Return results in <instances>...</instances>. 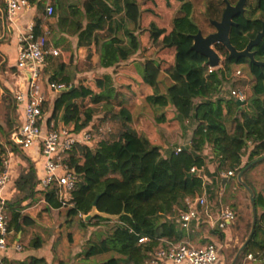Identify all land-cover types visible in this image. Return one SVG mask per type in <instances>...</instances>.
<instances>
[{"label": "trees", "instance_id": "trees-1", "mask_svg": "<svg viewBox=\"0 0 264 264\" xmlns=\"http://www.w3.org/2000/svg\"><path fill=\"white\" fill-rule=\"evenodd\" d=\"M27 1L36 5L41 14H46L43 3ZM174 1L177 6L168 27L160 28L150 23L146 29L152 45L161 52L170 51L172 61L146 60L140 67L139 75L141 83L149 87L150 92L144 96V102L153 112L155 123H165V110L173 108L178 122L194 125L188 143L179 147V153L175 154L176 149L170 148L162 153V148L152 145L148 138L129 125L131 114L118 101L119 95L110 76L94 81L100 91L98 93L83 84L74 85L69 77L59 78L60 72L48 80L64 86L50 107L44 105L48 122L67 125L72 133L86 129L100 116L106 118L110 115L124 124V129L117 136L99 140L93 147H77L67 159L76 175L70 206L64 208L67 218L72 221L77 217L81 229H86L91 221L85 223L82 217L91 211L97 197V210L117 217L114 220H93L96 226L110 224L106 226L107 230L101 231L102 237L98 241L86 242L87 248L83 251L85 260L100 254H111L110 258L97 264H144L158 247L189 243L191 232L177 222L178 212L186 208L187 200L204 192L215 196V190L226 183V179L221 177L222 172L236 168L237 175L255 160L264 158V98L239 107L230 91H226V86H235L231 84L234 66H241L250 79L251 93L264 97V66L257 67L247 59H230L226 49L217 44L214 49L221 58L220 67L208 73L206 58L191 49L193 36L198 32L207 36L216 31L212 22L221 20L225 3L223 0ZM227 1L235 5L238 0ZM247 2L254 4L246 7L243 15L234 18L237 26L232 27L230 32L231 44L239 51L256 37L264 22V0ZM50 6L54 17L55 6ZM69 12L72 19L70 26L78 34V47L89 50L86 61L91 62L98 54L101 67L110 68L129 60L140 50L137 31L140 29L141 11L137 0H85L80 8L69 6ZM84 18L86 23L82 26ZM58 20L60 27L68 22L61 15ZM41 22V18L35 20L36 36L41 32ZM47 48H51L50 44ZM252 51L256 61L264 64V39ZM46 62H52L51 54L46 56ZM59 70H62L61 66ZM162 76L169 80L165 89L162 88ZM115 102L120 104L117 113L113 112ZM230 125L231 129L228 128ZM8 126L11 130V120ZM249 146L252 149L247 162L243 163ZM207 147H211L212 160L204 153ZM4 156L5 150L0 146V172ZM25 162L27 166L14 183L18 193L7 203L6 209L8 228L18 232L33 224L29 217L21 214V210L25 201L34 200L38 185L34 165L26 159ZM209 163L216 164L213 174L207 170ZM261 164L264 160L242 175L244 183L253 192L257 215L254 233L236 264L247 261L249 255L252 256V263L264 264V196L257 193L247 179V175ZM193 169L211 177L209 187L203 177L188 176ZM45 200L48 207L61 208L50 193L45 194ZM249 208L251 211L250 203ZM237 220L234 214V220L226 227L232 229ZM251 227L252 212L243 244ZM211 233L224 244L225 233L219 224L213 227ZM140 238H147V241L139 243ZM32 246L38 248L40 243ZM237 251L238 248L235 253Z\"/></svg>", "mask_w": 264, "mask_h": 264}, {"label": "crops", "instance_id": "crops-1", "mask_svg": "<svg viewBox=\"0 0 264 264\" xmlns=\"http://www.w3.org/2000/svg\"><path fill=\"white\" fill-rule=\"evenodd\" d=\"M36 1L41 4L43 3L44 11H46L47 6L54 5L56 12L55 16L52 17L53 13L51 16H47L46 14L43 15L41 14V10H39L36 5H30V11L23 12L18 16L16 19V26L25 31L27 26L30 24H35V20L41 18L42 22L40 31L50 32L49 44L51 51L58 52L57 56H60L57 59L56 56L51 54L52 62L54 64L52 70L50 72L45 71V73L42 71V82L40 83V87L43 89L45 94V106L50 107L58 95V93L50 91L47 88L46 83L51 77L59 74V72L61 74L59 78L69 77L74 85H78L79 83H76L77 79L82 77L83 79H79L80 81H83L80 84L85 86L89 85V76L93 73H103V75H100L97 78L106 75L110 76L111 78L113 77L114 79H121L122 77L126 76L125 79L131 81L132 77L139 72L142 63L144 62H142V60L140 61L138 58H130L129 60L120 62L116 66L110 68L101 67L100 57L98 54L93 56L91 62L86 61L89 50L87 47H78V34H75L74 27L70 26L72 19L69 14V6H77L80 8L81 4L85 0ZM59 15H61L64 19L67 18L68 21L67 23L63 24L62 27L58 26ZM85 23L86 20L84 18L81 21L82 26H84ZM14 28L15 27L12 29L9 26V22L6 20L5 5L3 0H0V90L3 92L2 101L0 103V146L3 150H5L12 132L23 121L22 108L15 104L14 94L18 91L26 89L29 77L28 71L26 69L17 68L18 44L17 31ZM140 50H143L141 46ZM140 50L137 53H139ZM77 65L80 67L81 73L76 70ZM60 66L62 67L61 71L59 70ZM128 84H131V82ZM142 85L144 87L143 91L146 93L145 95H147L149 92V87L144 84ZM251 95L249 94L248 97ZM172 110L174 111L173 108ZM225 113L226 111L224 110V114ZM47 118L48 114L45 115V120L41 124L42 128L44 129L43 131H45ZM9 120H11L12 123L11 130L8 126ZM193 127L194 125L192 124L191 128ZM228 128L231 129V125L228 126ZM187 143L188 142H186L185 145ZM251 149L252 147L249 146L248 152L243 158V163L247 162V158ZM14 153L15 157L12 160V179L4 192V197L6 198L7 202H10L18 193L15 189L14 183L22 170L27 166L25 159L34 165L37 178L41 177L43 174L41 157L37 146L24 152L15 150ZM204 153L208 159L212 160L214 158L211 147H207ZM21 156L25 159L21 158ZM261 168H264V164L254 168L247 175V179L253 189H255L257 193H261L264 196V172L263 175L260 173L259 170H261ZM207 170L209 173L213 174L216 170V164H207ZM199 171V177H203L204 182L207 184V187H209L211 184V177H206L202 175L201 170ZM237 175H235L236 177L234 176L235 178H226L224 177V172H222L221 177L226 179V183L221 184L218 190H215L216 195H226L229 196V199L235 198V192H237L240 186H242L237 180ZM243 189L244 188H242V191L244 192ZM202 195H205L207 200L206 212H201L198 218L192 221L189 226L191 237L195 239L197 238L194 241L196 245H203V240H211L209 237L210 235H213L211 231L215 225V220L222 211L230 210L235 214V216H237V213L235 212L236 206L224 207L221 206V201H218L217 204L213 203L211 200L214 198V196H211V194L204 192ZM236 196L239 197L238 202L242 204L243 196L240 195V193L236 194ZM22 206L23 209L21 210V214L29 217L33 221V224L23 227L19 232L15 231L13 228L9 229V248L6 253L0 255V258L3 260V264H97L110 258V253L100 254L91 257L89 260H85L83 255V251L87 248L86 242L89 240L98 241V239L102 237L100 235L101 231L107 230L106 227L101 225H93L94 221L92 220L90 226H88L86 229H81L79 226V221L77 222L79 219L76 217L71 221L67 218L66 213L65 219L59 223H57L58 221H48L47 216L50 214L52 215L55 212L56 215L60 217L61 211H64L65 209H53L48 207L47 202L42 203L41 195L39 192H37V190L36 194L34 195V200L25 201ZM7 217L9 221L8 213ZM70 228L74 233L67 232L68 234L65 236V238L67 242L71 243V247H66L65 242H63L64 237L61 235V231ZM230 230L231 229L228 227L222 229V231L226 233L227 239L229 237L228 235H230ZM229 240L231 241V239ZM191 241L189 244L192 243ZM37 242L40 243V246L38 248L33 247L32 244H36ZM14 245L19 246L20 250H14ZM247 261L250 264H259L254 262L252 263L250 260Z\"/></svg>", "mask_w": 264, "mask_h": 264}, {"label": "built area", "instance_id": "built-area-1", "mask_svg": "<svg viewBox=\"0 0 264 264\" xmlns=\"http://www.w3.org/2000/svg\"><path fill=\"white\" fill-rule=\"evenodd\" d=\"M5 5L6 20L9 26L17 31L18 59L17 68L26 69L29 77L25 90L14 94V102L22 108L23 121L10 135L8 144L5 147V156L2 161L0 172V255L6 253L9 248L7 217V200L4 192L12 179V160L15 157V150L28 151L37 146L42 164V176L38 178L37 192L41 195V202L46 203L45 194L50 193L61 205V208L69 207L72 200V193L76 185L74 170L68 165L67 159L71 152L77 147L90 146L95 141L96 122L93 120L88 127L79 133H72L67 125L56 124L54 121H46L45 131L42 122L45 120L46 112L43 111L46 103L45 94L40 87L42 82V70L46 63V56L52 54L57 56L58 52L47 48L50 41V32L34 34L35 24L27 26L26 30L16 26V19L20 14L30 11V4L27 0H3ZM53 8L49 5L46 15L51 16ZM214 68L209 67L208 73ZM236 76H242L240 71ZM244 77V76H242ZM50 91L58 93L63 85L53 82L46 83ZM231 97L236 101L246 103L248 94L239 89L230 91ZM3 92L0 90V103ZM181 151L175 150V154ZM193 169L191 172H193ZM236 168H228L224 177H234ZM207 200L205 195L188 199L186 208L180 210L177 215L178 224L185 230L189 229L192 221L196 220L201 212H206ZM234 220V213L225 210L215 220L220 229L226 228ZM214 225V226H215ZM213 226V227H214ZM147 238H140L139 243H144ZM14 250H20L14 245ZM222 246L216 243H207L203 246H193L189 243H179L167 247H158L152 251L149 259L144 264H223L220 256ZM249 255L247 260H251ZM0 264L3 260L0 258Z\"/></svg>", "mask_w": 264, "mask_h": 264}, {"label": "rangeland", "instance_id": "rangeland-1", "mask_svg": "<svg viewBox=\"0 0 264 264\" xmlns=\"http://www.w3.org/2000/svg\"><path fill=\"white\" fill-rule=\"evenodd\" d=\"M137 1H138L139 9L141 11V16L139 21L140 29L137 31V34H138L140 46L143 50H140V52L134 55L131 59L138 58L140 59V61L142 60V62L149 59H155V60L164 59L166 63L171 62L172 61L171 52L170 51L161 52L158 48H155L148 38L146 29L148 28L150 23H154L156 26L160 28H167L171 14L173 10L176 8L177 3L174 0H137ZM253 4L254 2H251L250 4L247 2L246 7L248 8L250 5L253 6ZM130 27L132 28L133 26L130 25ZM58 57L60 56H56L57 59ZM53 65H54L53 62H50L48 64L46 62L42 71L50 72L52 70ZM76 70L79 73H81L80 67L78 65L76 66ZM237 71H240L242 76L244 77L236 76ZM245 72L246 71L244 70L243 67L234 66L233 73L231 74V84L234 83L235 86L234 87L229 86V88L228 86H226V91L239 89L245 91L248 95L249 94L251 95L252 93L249 87L250 79L246 75L247 72L246 73ZM100 75H103V73L91 74L88 80L89 85H86L96 93L100 91L95 87L94 81ZM125 77H122L121 79L118 78L114 79L112 77L111 79H112V85L119 95L118 101H121L123 107H125V109H127L131 114L132 122L129 125L132 128H134L140 135H143L146 138H148L152 145L162 148V153H164L165 149L167 148L170 149H177L179 147L182 148L185 145V143L188 142V139L190 137V132L192 131L191 124H189L188 122H184L183 124L178 122L176 120L175 111H173L172 108H167V110H165V115L167 119L165 123L160 125L155 123L153 112L144 102V96L146 93L143 91L144 87L141 84L139 72L132 77L131 81L126 80ZM79 79H83V78L81 77ZM79 79H77L76 82L77 84L83 82L80 81ZM129 82H131V84H128ZM168 84H169V80L165 76H162V88L165 89V87L168 86ZM114 104L115 106L113 108V112L117 113L120 109V104H118V102H115ZM94 121L96 122V136H95V141L90 145L91 147H93L96 144V142L99 140L112 139L124 129L123 122L119 119H115L111 117L110 115L106 118L105 116L96 117ZM263 169L264 168H261V170H259L262 175L264 172ZM238 191L235 192V198L233 199L232 198L229 199L228 198L229 196L226 195L224 196L215 195L214 198L211 200L213 203L216 204L218 201H221L222 202L221 206L224 207L236 206L235 212L237 213L236 217L238 218V220L237 223L235 224V227H233L230 230V235H228L229 236L228 239L225 233V240L223 241L224 244H221L218 241L216 235L213 234L210 235L209 237L211 240L209 239L203 240L204 243H202L203 245H205L206 242L216 243L221 245L223 247V250H221L220 256L223 264H231L233 259L237 255L239 249L243 245L242 241L245 239V235L247 234V227L251 219V211L249 208L248 195L242 191V188L241 189L239 188ZM238 193H240V195L243 196L242 204L238 202L239 197L236 196V194ZM65 213H66L65 210L61 211V216L58 217V215H56V213L54 212L52 215L50 214L49 216H47L48 217L47 220L58 221L57 223H59L65 219ZM78 221L79 220H77V222ZM108 225L110 224H105V223L101 224V226L104 227ZM67 232L69 233L73 231L71 228L65 229L61 231V235L64 237L63 242H65L66 247L69 246L71 247V243L67 242L65 238V236L68 234ZM196 239L195 238L191 239L192 240L191 245L203 246V245H196V243L194 242ZM229 239H231V241ZM237 248L238 251L235 253V250ZM242 264H250V263H248V261H243Z\"/></svg>", "mask_w": 264, "mask_h": 264}, {"label": "water", "instance_id": "water-1", "mask_svg": "<svg viewBox=\"0 0 264 264\" xmlns=\"http://www.w3.org/2000/svg\"><path fill=\"white\" fill-rule=\"evenodd\" d=\"M225 3V9L223 11L222 17L220 21H213L212 25L215 27V32L203 36L201 32H198L195 36H193V44L191 46V49L201 56L206 58V65L208 67L217 69L220 67L221 58L219 54L215 51L214 47L217 44H221L228 53V58L240 60V59H247L251 64L257 66V67H263L264 64L261 62L256 61L255 59V53L252 51V49L256 46H258L262 40L264 39V22L262 24V30L256 35V37L251 40L248 45L245 47L244 50H237L230 41V32L232 27H236L237 24L233 21L235 17H237L240 14H244L247 10V0H238L235 5H231L227 0H223ZM264 97H258L255 94H252L246 103L236 101V104L239 107H243L246 105H250L255 100H263ZM264 160L258 159L252 162L250 165H248L243 171L238 173L237 180L242 185V187L247 191L250 198V204L252 208V227L250 234L246 240V242L241 246L239 249L237 255L233 259L231 264H236L238 261V258L240 254L243 252V250L246 248L247 243L250 241L253 233H254V226L256 222V207H255V201L252 190L244 183L242 179V175L245 171H247L251 166H254ZM200 171L194 170L191 174H188V176L195 175L199 176ZM97 200L93 202L91 211L82 217L83 221L85 223H89L90 221L97 219V218H106V219H116V216L108 215L105 213H100L97 210Z\"/></svg>", "mask_w": 264, "mask_h": 264}]
</instances>
